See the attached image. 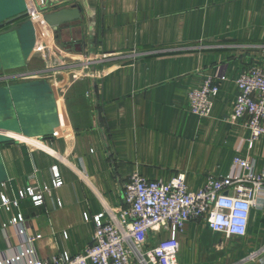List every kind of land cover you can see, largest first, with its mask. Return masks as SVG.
Returning <instances> with one entry per match:
<instances>
[{
  "label": "crops",
  "instance_id": "0c3cea01",
  "mask_svg": "<svg viewBox=\"0 0 264 264\" xmlns=\"http://www.w3.org/2000/svg\"><path fill=\"white\" fill-rule=\"evenodd\" d=\"M49 2V11L80 8L81 16L56 29L28 17L0 27L18 26L0 37V264L27 247L28 235L37 236L32 248L42 259L83 252L94 216L123 205L134 172L163 182L182 172L198 191L209 174H240L236 156L264 170V136L251 143L245 118L230 120L241 72L252 62L264 67V0ZM38 4L0 0V22L25 10L35 15ZM104 55L111 58L96 61ZM47 62L85 64L17 76ZM210 76L219 92L211 115L200 117L188 95ZM42 79L49 85H34ZM16 86L23 88L18 101ZM43 186L49 190L39 205L20 196ZM22 225L27 234L19 233ZM174 235L178 264H261L264 253L250 256L264 249V207L252 209L243 237L228 238L203 221Z\"/></svg>",
  "mask_w": 264,
  "mask_h": 264
},
{
  "label": "built area",
  "instance_id": "2783aa9c",
  "mask_svg": "<svg viewBox=\"0 0 264 264\" xmlns=\"http://www.w3.org/2000/svg\"><path fill=\"white\" fill-rule=\"evenodd\" d=\"M39 5L42 10L37 9L35 15L54 8L49 0H39ZM137 57L139 54L134 51L130 59ZM110 58L104 55L96 61L106 63ZM126 59L129 58L120 60ZM84 64L47 62L44 68L35 72L22 71L17 76L23 79L49 76L79 70ZM236 83L240 91L230 120L245 118L252 143L264 136V67L248 63ZM218 92L219 84L211 76L199 88L190 90L191 113L210 116ZM233 162L242 170L240 174H209L198 191L189 188L182 172L168 182L149 180L134 172L124 185L123 205L118 209L105 208L94 216V234L83 252L76 255L62 252L50 259H42L32 248L37 236L28 235L27 247L5 258L1 264H178L180 241L174 234L182 232L189 221H203L209 229L228 238L243 237L247 234L252 209L264 207V170L256 172L255 164L249 158L236 156ZM53 184L55 187L63 184L55 170ZM48 190V186H43L42 190L27 187L20 191V196H30L39 205L43 202V192ZM1 203H9L5 195H1ZM24 222L19 215L16 223ZM166 232L172 235L166 237ZM19 233L27 234L24 225L19 228ZM262 253L264 249L255 251L250 257ZM260 258L264 264V256Z\"/></svg>",
  "mask_w": 264,
  "mask_h": 264
},
{
  "label": "water",
  "instance_id": "95a60500",
  "mask_svg": "<svg viewBox=\"0 0 264 264\" xmlns=\"http://www.w3.org/2000/svg\"><path fill=\"white\" fill-rule=\"evenodd\" d=\"M37 6H38V10H42V6H40L39 4ZM80 16H81L80 8H77V9L61 8L59 10L49 11V12H45V13L35 15V16H33V14L30 11L25 10L24 12H20L19 14L3 22H0V27H3L4 25L9 24L16 19L28 17L27 18L28 22L35 23V21L43 20V22L46 23L48 26L52 27L53 29L54 28L56 29L58 26L62 24L79 19ZM17 29H18V26H13L7 30L0 31V37L10 34L12 32H15ZM40 82H37L34 85H41V84L49 85L47 80L42 79L40 80ZM22 92H23L22 87H19V86L14 87L12 94L14 96L15 101H18L20 99Z\"/></svg>",
  "mask_w": 264,
  "mask_h": 264
},
{
  "label": "rangeland",
  "instance_id": "374dc122",
  "mask_svg": "<svg viewBox=\"0 0 264 264\" xmlns=\"http://www.w3.org/2000/svg\"><path fill=\"white\" fill-rule=\"evenodd\" d=\"M44 67H45V66H43V67H41V68H44ZM41 68H40V69H41ZM24 72H25V71H24ZM34 78H35V77H34ZM36 78H39V77H36Z\"/></svg>",
  "mask_w": 264,
  "mask_h": 264
}]
</instances>
